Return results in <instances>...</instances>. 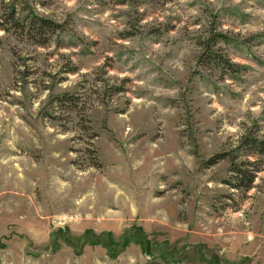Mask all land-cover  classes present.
Masks as SVG:
<instances>
[{"label": "rangeland", "instance_id": "rangeland-1", "mask_svg": "<svg viewBox=\"0 0 264 264\" xmlns=\"http://www.w3.org/2000/svg\"><path fill=\"white\" fill-rule=\"evenodd\" d=\"M7 6L59 28L0 30V264H264V0Z\"/></svg>", "mask_w": 264, "mask_h": 264}, {"label": "trees", "instance_id": "trees-1", "mask_svg": "<svg viewBox=\"0 0 264 264\" xmlns=\"http://www.w3.org/2000/svg\"><path fill=\"white\" fill-rule=\"evenodd\" d=\"M4 10L5 12L0 22V30L8 31L7 25L13 23V27L15 29H18L21 34H26L27 36L33 35L35 37L34 39L35 43L39 45H43L47 43V41L50 39V36L56 31V29L59 28L57 24L48 21L46 19L38 18L36 16H29V18L27 17L28 22L22 23L23 25H19L18 19L16 18L17 12L15 11V9L13 7L7 6ZM220 40L225 42L227 41V38L222 34H215L213 35V38L210 41L214 43ZM206 44H208V46ZM206 44L203 45L202 43L204 51L198 57L200 63H204L205 61L211 62L212 60L218 59L220 65L222 64L223 67L236 71L234 68H236L237 66H235L234 64L228 62L225 59H222L221 56H217V55L213 56L210 46H214V44H209V42H207ZM52 103L59 104L61 107L76 105L74 96H69L67 94H63L61 96L55 97ZM241 145L246 146L249 149V155H254V154L264 155V139L256 140L254 138L247 137L241 143ZM224 156L225 155L223 154H219L217 157L218 159H221ZM217 157H215V159H217ZM232 160L234 161V158H232ZM214 161L215 160L212 159V161L209 163L211 164ZM249 165H250L249 163L246 164L242 163L237 165H234V162L232 163L231 172L234 174L232 176L233 182L229 183L232 188L243 189L246 191L252 188V184L255 179V173L258 172V170L255 171L248 170L246 166Z\"/></svg>", "mask_w": 264, "mask_h": 264}]
</instances>
